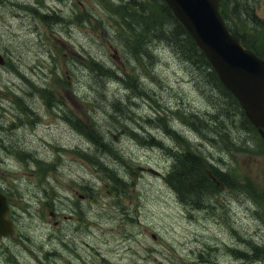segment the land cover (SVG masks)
Here are the masks:
<instances>
[{
  "label": "rangeland",
  "instance_id": "obj_1",
  "mask_svg": "<svg viewBox=\"0 0 264 264\" xmlns=\"http://www.w3.org/2000/svg\"><path fill=\"white\" fill-rule=\"evenodd\" d=\"M246 1L264 19V0ZM73 8L77 13L71 19ZM46 11L65 19L42 22L39 15ZM87 11L105 22L111 14L100 0H0V51L6 57L0 66V136L10 147L0 146V184L10 185L9 218L16 221V233L0 239V264H254L237 259L229 247L241 243L250 248L252 241L245 238L264 233V144H192L159 126L158 112L164 108L173 115L167 121L171 127L197 139L182 111H173L212 109L199 81L192 79L194 71L180 59L174 62L169 51L160 52L161 63L141 77L152 99L135 98L123 84L106 81L112 96L127 95L123 105L131 104L133 110H123L133 126L164 144L134 137L131 123L121 126L127 115L116 120L104 97H93L98 79L89 75L82 57L120 65L122 60L107 43L113 37L105 36L102 23ZM259 44L264 50V43ZM143 71L139 68L140 75ZM43 88L52 90L47 100ZM71 115L99 118L117 140L118 153L103 157L91 149ZM227 126L226 133L240 125ZM175 146L225 166L240 186L231 200L233 210L226 211V200L233 195L211 190L202 200L204 211L192 217L190 204L188 210L185 204L196 196L180 195L167 179L174 160L169 148ZM108 167L116 168L128 184L113 186Z\"/></svg>",
  "mask_w": 264,
  "mask_h": 264
},
{
  "label": "trees",
  "instance_id": "obj_2",
  "mask_svg": "<svg viewBox=\"0 0 264 264\" xmlns=\"http://www.w3.org/2000/svg\"><path fill=\"white\" fill-rule=\"evenodd\" d=\"M100 2L111 10V14H107L109 17L107 21L99 19V17L89 11H87V15L93 17L97 23L98 21L102 23L104 35L108 36L109 34L113 37L110 41L111 43L120 44L122 49L120 53L122 52L121 54L134 67L133 69L136 72L132 69L134 74L131 76L129 71L125 69L123 71L121 65L103 61L96 56L93 58L86 56L88 65L85 66V69H88L89 75L95 74L98 79V85L94 86L93 97L95 99L104 97L102 101L107 104L110 111H113L112 117L116 120H120L122 115H127L122 127L127 128L129 127L128 123H131L132 125L129 129L132 133L135 132L136 128H133L131 117L126 113L128 110H123L125 107L133 110V107L131 104L123 105L125 104L123 101L127 98L126 94H124V98L116 96L117 94L112 96L107 91L109 86L106 81L114 79L112 81L123 84L126 91L131 92L135 98L138 95H140L138 98H144L141 95H145L146 98L150 97L152 99L150 87L141 81V77H145L146 71H152L151 68L161 63L160 52L169 51L171 55H175L173 57L176 60L180 59L182 64L187 66L189 70L194 71V76L199 81V87H202L204 96H206L212 106L210 111L202 114L183 112V116H185L183 118L187 119L186 122L192 125L204 138L213 141L218 138L217 136H220V139L232 142V131H227L226 133L227 125L238 123L251 132L255 142H260L258 136H255L256 133L249 120L244 116L235 96L223 85L202 50L164 0H118L116 4L113 0H100ZM219 4L231 30L239 36L240 40L248 48L253 49L257 54L264 57V50L261 49L262 47L259 44L260 42L264 43V20L256 15L254 4L246 0H219ZM33 10L35 11V8ZM74 13H77L75 8L71 12V19H74ZM77 18L79 17L77 16ZM39 19L47 24H58L65 18L61 13L53 12L51 14H40ZM260 35L262 36L261 38ZM71 58L81 61L74 53H71ZM139 68L141 71L144 70L141 75ZM62 75L67 76L66 72ZM42 93L52 92L44 89ZM90 99L92 98L90 97ZM28 111H31V109L28 108ZM131 112L133 113V111ZM157 119L160 120L162 117L158 116ZM70 121L73 123L74 117ZM76 121L78 120L76 119ZM78 122L83 126L81 130H84L83 132H85L91 142L88 143L96 148L100 154L102 153L103 157L109 155V152L114 153L117 151L115 146L117 140L114 135L106 133L99 118L93 122L87 121L85 124ZM164 122L162 120L159 126H165V130L169 131L167 119L165 123L167 126ZM209 129L212 133L208 132L210 131ZM148 138L150 139L149 136L140 137L143 141H147ZM5 141L0 136V146L4 145ZM156 143L159 145V141H156ZM5 147L7 149L10 148L9 146ZM169 153L174 160L173 168L168 174V182L180 195L196 196L192 199L190 197L189 203L205 204L202 200L206 193L216 189L205 173V168L209 166L207 159L203 155L189 150H178V146H175L173 150L169 148ZM108 171L112 175L115 187L122 184L126 185L116 168L108 167ZM220 175H224L223 180L228 185L233 184V180L231 182L227 175ZM239 254H245L250 259L255 257L259 261L264 262V248L256 245L255 241L252 242L248 251H242Z\"/></svg>",
  "mask_w": 264,
  "mask_h": 264
},
{
  "label": "water",
  "instance_id": "obj_3",
  "mask_svg": "<svg viewBox=\"0 0 264 264\" xmlns=\"http://www.w3.org/2000/svg\"><path fill=\"white\" fill-rule=\"evenodd\" d=\"M196 39L222 81L239 99L250 120L264 131V59L243 46L226 27L218 0H166ZM0 63L4 58L0 54ZM6 197L0 192V235L13 233L5 218Z\"/></svg>",
  "mask_w": 264,
  "mask_h": 264
},
{
  "label": "bare ground",
  "instance_id": "obj_4",
  "mask_svg": "<svg viewBox=\"0 0 264 264\" xmlns=\"http://www.w3.org/2000/svg\"><path fill=\"white\" fill-rule=\"evenodd\" d=\"M91 60V59H90ZM135 70V69H134ZM157 121H159V122H161V120H157ZM252 236H250V237H248V238H245V241H250V240H252V238H251ZM240 257H241V259L242 260H244V261H248L250 258L247 256V255H245V254H240Z\"/></svg>",
  "mask_w": 264,
  "mask_h": 264
}]
</instances>
